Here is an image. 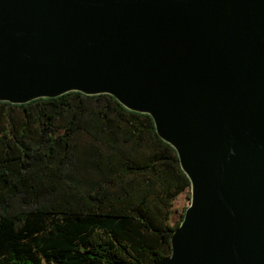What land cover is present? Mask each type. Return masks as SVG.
<instances>
[{"label": "water", "instance_id": "obj_1", "mask_svg": "<svg viewBox=\"0 0 264 264\" xmlns=\"http://www.w3.org/2000/svg\"><path fill=\"white\" fill-rule=\"evenodd\" d=\"M147 114L188 179L152 264H264V0H0V102Z\"/></svg>", "mask_w": 264, "mask_h": 264}, {"label": "trees", "instance_id": "obj_2", "mask_svg": "<svg viewBox=\"0 0 264 264\" xmlns=\"http://www.w3.org/2000/svg\"><path fill=\"white\" fill-rule=\"evenodd\" d=\"M187 188L151 118L108 94L0 102V264H152Z\"/></svg>", "mask_w": 264, "mask_h": 264}, {"label": "rangeland", "instance_id": "obj_3", "mask_svg": "<svg viewBox=\"0 0 264 264\" xmlns=\"http://www.w3.org/2000/svg\"><path fill=\"white\" fill-rule=\"evenodd\" d=\"M189 190L188 188L180 192L172 201L171 205V217L172 221L181 211L182 207L188 203Z\"/></svg>", "mask_w": 264, "mask_h": 264}]
</instances>
